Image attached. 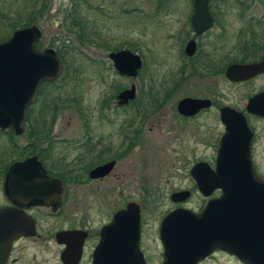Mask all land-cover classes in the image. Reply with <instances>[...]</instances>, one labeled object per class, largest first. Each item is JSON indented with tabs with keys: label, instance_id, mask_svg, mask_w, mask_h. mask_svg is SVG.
Instances as JSON below:
<instances>
[{
	"label": "flooded vegetation",
	"instance_id": "flooded-vegetation-1",
	"mask_svg": "<svg viewBox=\"0 0 264 264\" xmlns=\"http://www.w3.org/2000/svg\"><path fill=\"white\" fill-rule=\"evenodd\" d=\"M154 2L157 11L160 10L162 14L161 20L172 18V39L179 58L170 89L160 94V110L167 98L174 93H180L188 86V93L178 95L173 108L169 110L170 117L166 119L160 114V118L156 119V126H160L161 129L167 123L175 132V141L183 143L188 139L192 145L193 142L196 144L197 132L204 131L200 144L204 148L212 149V155L206 157V160L194 158L191 167L198 162L208 165L210 159L214 162L217 142L223 133L220 110L230 108L236 111L243 116L251 134L254 175L264 182V176L256 168L258 157L261 158L260 152L257 151L258 143L264 144L262 141L264 129L259 126L264 124V72H258L237 82L229 81L225 76V70L230 65L246 66L264 61V0H154ZM50 7V1L43 0L37 10L32 9L29 13L36 19L43 16L44 11ZM196 9L201 11L199 17H195ZM97 10L103 16L106 13L100 6ZM109 18L111 19L110 16ZM76 24L83 35V40L78 39V43L82 46L87 43L98 48L103 46L91 44L84 36L87 24L83 18L80 16L76 18ZM68 25L73 28L71 19ZM191 43L192 53L187 55L184 51ZM36 46L37 43L35 44L37 49ZM129 46L125 43L122 48L116 47L108 51L130 52ZM94 63L102 64L97 61ZM62 65L63 63L61 72ZM107 65L113 74L119 76L108 59ZM59 77L60 75L55 80L43 82L38 86L34 97L25 108V119L19 134H13L11 127L0 128V136L6 138L0 144V211L8 210L13 216L15 213H24L32 220L34 231L33 235L9 238L11 228L19 223L15 219L1 218L0 264H74L73 257L65 258L63 262L61 255L66 247L70 251L76 249L78 242L79 252L75 264H91V256L103 227L109 224L118 212L125 211L129 204H135L138 212V252L143 264H149V247L145 243V209L141 203L132 199L131 156L134 147H140V151H143V129L144 126H150L148 123L145 124L146 120L154 115L153 111L159 107L151 110L140 107L136 99L137 88L132 83L128 87L112 86L113 92L98 101L94 114L97 123L82 122L77 128V138L66 139L63 136L69 125L53 122L57 114V103L63 101L48 99V104L44 103V108L50 111L48 122L37 123L36 101L40 95L38 92L43 86H56L55 82ZM119 77L131 80L137 75L135 78ZM229 86L240 91L239 97L229 100ZM130 87L134 88V97L125 104L117 105L118 93ZM257 96H259L255 102L257 108L253 111L258 114L246 110L248 100ZM186 99L205 101L207 105L186 115L177 110L178 103ZM118 110L130 111L129 116L120 121L118 128L110 125L111 128L103 130L100 122L106 121V124H110ZM81 120L83 121V118ZM207 122L214 123L215 134L211 127L208 128ZM150 130L149 128L148 131ZM5 143L6 145H3ZM29 159H34L39 164L47 179L58 184L57 191L50 192L49 196L42 199L19 195L22 192L20 185L35 183L36 172L31 169L19 171L14 174L18 175L16 180L8 176V170L13 164H20ZM106 165L109 167L103 169ZM191 167L183 174L188 186L179 185L177 188L172 187L173 189L170 187L167 193L170 204L165 209L160 205V217L154 231L158 246V251L155 252L156 264H162L161 219L165 221L169 214L177 210L198 217L203 207L209 201L219 198L221 194L220 189L209 196H204L196 190V182L190 174ZM97 168L100 170L99 173L93 175L92 171ZM137 171L141 174L147 173L143 164ZM22 177L24 179L21 183L18 179ZM182 192L186 193L182 199L179 197H175L176 201L171 199L173 194ZM52 195L56 196L53 200L49 198ZM192 198H197L199 203L189 207L187 204ZM44 212L45 215L61 217L60 225L50 226L46 221L39 219ZM3 227L8 229L5 230ZM58 232L74 234L68 246L56 241L55 234ZM194 264L246 263L226 255L225 249H219L213 250Z\"/></svg>",
	"mask_w": 264,
	"mask_h": 264
},
{
	"label": "water",
	"instance_id": "water-1",
	"mask_svg": "<svg viewBox=\"0 0 264 264\" xmlns=\"http://www.w3.org/2000/svg\"><path fill=\"white\" fill-rule=\"evenodd\" d=\"M200 12L196 9L195 17H199ZM39 38V29L30 25L13 31L5 41L0 42V128L11 127L15 135L22 131L25 108L38 86L55 80L61 72L60 60L53 49L35 48ZM191 47L192 43L187 45L185 54L191 55ZM106 57L119 76L135 78L141 67L139 56L126 50L109 52ZM258 72H264V61L246 66L230 65L225 70V76L229 81L237 82ZM133 97L134 88L130 87L118 93L117 105L125 104ZM258 97L248 100L247 111L257 113L253 110L257 108L255 102ZM206 105L205 101L186 99L178 103L177 110L188 115ZM219 116L223 133L217 142L213 168L198 162L191 167L190 174L196 182L195 189L202 195L209 196L219 189L221 194L209 201L198 217L177 210L169 214L165 221L161 219L162 264H194L219 249H225L226 255L246 264H264V182L254 175L251 134L243 116L236 111L223 108ZM108 167L106 165L103 169ZM30 169L36 172L35 183L19 184L21 197L42 199L58 190V184L43 175L34 159L13 164L8 176L17 180L15 173ZM99 171L97 168L92 174ZM23 179L18 180L22 183ZM185 195V192L173 194L171 199L176 201L175 197L182 199ZM55 197L52 195L49 198L53 200ZM1 218L15 219L19 223L11 228L9 238L34 234L32 220L22 212L13 216L8 210H1ZM73 235L58 232L55 239L68 246ZM79 244L71 251L66 247L61 255L63 262L65 258L73 257L75 264ZM91 264H143L138 252V212L135 204H129L125 211L118 212L103 227L91 256Z\"/></svg>",
	"mask_w": 264,
	"mask_h": 264
},
{
	"label": "rangeland",
	"instance_id": "rangeland-1",
	"mask_svg": "<svg viewBox=\"0 0 264 264\" xmlns=\"http://www.w3.org/2000/svg\"><path fill=\"white\" fill-rule=\"evenodd\" d=\"M41 1L43 0H0V42L5 41L13 31L29 26V23H26L33 19L34 25L40 31L37 49L51 48L55 53H60L62 58V72L55 82L56 86H43L38 92L40 95L36 101L37 123L42 120L48 122L50 111L44 108L48 99L63 101L57 103V114L53 122L69 125L63 138L75 139L79 124L97 123L94 114L98 101L113 92L112 86L128 87L130 83L137 88L136 99L140 107L151 110L157 104L160 105V94L170 89L179 58L172 39V18L161 20L162 14L160 10L157 11L154 0H48L51 7L44 11L43 16L34 19L29 12L32 9L37 10ZM98 6L102 11H106L104 16L97 10ZM79 16L87 24L84 36L91 44L103 46L98 48L87 43L84 46L78 43V33L76 34V30L70 28L68 23L69 19ZM125 43L130 45V52L137 54L142 63L137 77L131 80L113 74L106 59L109 49L122 48ZM95 61L102 64L94 63ZM182 93H188V86L180 93L172 94L165 100L161 110L158 106L159 108L153 111L154 115L147 118L145 124L150 126H144L143 129V151H140V147H134L131 156L132 199L141 203L145 209V243L149 247V264L157 263L155 252L157 253L158 246L154 231L160 217V205L165 209L170 204L167 198L168 190L179 185L188 186L183 174L191 167L194 158L206 160V157L212 155V149L204 148L200 144L204 131L197 132L196 144L193 142L192 145L188 139L183 143L175 141V132L167 123L161 129L156 126V119L160 118V114L166 119L170 117L169 110ZM239 95L238 89L229 86V100ZM70 99H75V105L72 101L66 102ZM129 112L118 110L110 124H106V121L100 122L102 129L107 130L111 128L110 125L118 128L120 121L129 116ZM206 125L208 128H214L213 122H207ZM259 126L264 129V124ZM212 132L215 134V129ZM5 139L0 136V144ZM262 144L263 142L258 143L257 151L260 152L261 158L258 157L256 168L264 176ZM207 163L210 167L213 166L211 159ZM141 164L145 166L147 173L141 174L137 171ZM197 203L198 199L192 198L187 205L192 207ZM39 219L46 221L50 226L60 225L62 221L61 217L45 215V212Z\"/></svg>",
	"mask_w": 264,
	"mask_h": 264
},
{
	"label": "trees",
	"instance_id": "trees-1",
	"mask_svg": "<svg viewBox=\"0 0 264 264\" xmlns=\"http://www.w3.org/2000/svg\"><path fill=\"white\" fill-rule=\"evenodd\" d=\"M34 24L35 22H34V20L33 19H29V21L26 23V24ZM25 24V25H26ZM24 25V26H25ZM71 27H73V29H75L76 30V34H77V38L79 39V40H83V35H81V32H80V27L76 24V19H71ZM37 48H38V45L36 46ZM56 55L59 57V60L61 61V63H63L62 62V58L60 57L61 55H60V53L58 54V53H56ZM60 55V56H59ZM68 101H72V103L75 105V103H76V101H75V99H70V100H66V102H68ZM158 106H160L159 104H157L155 107H158ZM42 120V119H41ZM41 123L42 122H44L43 120L42 121H40Z\"/></svg>",
	"mask_w": 264,
	"mask_h": 264
}]
</instances>
